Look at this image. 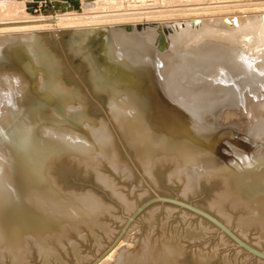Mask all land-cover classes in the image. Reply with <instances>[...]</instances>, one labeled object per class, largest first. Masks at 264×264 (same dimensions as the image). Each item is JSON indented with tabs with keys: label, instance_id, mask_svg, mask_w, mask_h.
I'll return each instance as SVG.
<instances>
[{
	"label": "bare ground",
	"instance_id": "6f19581e",
	"mask_svg": "<svg viewBox=\"0 0 264 264\" xmlns=\"http://www.w3.org/2000/svg\"><path fill=\"white\" fill-rule=\"evenodd\" d=\"M65 2L54 0L53 7L64 9ZM240 22L231 19L218 28H199L200 20L170 27L100 25L72 42V50L88 64L92 89L106 96L110 123L145 183L153 184L154 170L167 165L168 181L181 184L178 199H169L190 204L186 196L201 181H219V192L205 209L222 229L177 205L152 201L163 210L159 220L155 208L145 218L148 225L157 222L156 236L143 235L135 249L121 251L111 263L136 215L147 206L140 209L112 180L97 174L105 163L117 175L130 177L108 124L87 117L84 98L62 85L59 64L33 33L0 30V264H29L31 252L40 264H66L60 252L67 244L72 264H180L183 241L200 240L212 229L217 247L230 243L237 254L264 264L225 232L264 253V150L244 151L226 122L231 116L243 123L253 119L251 127L264 132V15L236 30L227 28ZM62 157L95 172L97 182L119 201L122 215H114L93 195L61 192L50 174ZM191 206L205 212L203 206ZM170 207L179 210L182 231L174 227L168 232ZM107 216L120 223L118 233L105 222ZM188 216H196L198 223L186 224ZM252 228L255 244L247 241ZM69 232L90 235V256L81 254ZM207 256L198 251L195 260L202 264ZM226 259L221 257V264H229Z\"/></svg>",
	"mask_w": 264,
	"mask_h": 264
},
{
	"label": "rangeland",
	"instance_id": "374dc122",
	"mask_svg": "<svg viewBox=\"0 0 264 264\" xmlns=\"http://www.w3.org/2000/svg\"><path fill=\"white\" fill-rule=\"evenodd\" d=\"M63 1H66V4L64 3L65 10L62 9L63 7L61 8L60 4L54 8V0H0V30L21 29L26 33H33L43 44L45 51L59 64V78L62 85L65 88L77 90L84 98L87 117L95 121L102 120L108 124L119 162L127 167L130 177L127 178L122 175H117L105 163L99 166V172L97 174L112 180L115 188L125 198L136 201L138 207L154 198L153 193L150 191L152 189L160 197H176L178 199L181 184L175 181H168L167 174L169 167L167 165L157 167L154 170L153 184L145 183L142 180L141 170L133 158L131 151L110 123L106 96L92 89L88 64L80 54L72 50V42L78 41V34L81 32L89 29H97L100 25L109 28L113 25L137 27V25L144 26L145 24V26H148L163 23V25L167 24V27H170L168 26L170 23L183 22L189 24L199 22L200 20L202 21V25L199 28L204 26L218 28L223 22L229 23L231 19H240L241 24L239 26L234 27L230 24L227 26L228 29L236 30L247 22L256 18L258 19L261 14L264 15V0ZM58 2L63 3L61 1ZM70 2L75 3L76 7H70ZM82 2H84L83 5ZM79 19L84 21L88 20L89 22L99 20L98 22L101 24L84 22V24L80 23L82 25H75V21L77 22ZM144 19L147 21L145 22ZM71 20L73 23L68 24ZM54 25L58 27L54 28ZM17 33L20 32L13 34ZM93 42L91 40V43ZM188 45H183L182 50L187 49ZM226 122L231 123L235 139L242 145L244 151L252 154L264 150V132L255 131L251 127L253 119L249 123H243L239 118L231 116L226 118ZM96 177L95 172L83 168L80 164L67 157H62L57 160L53 164L50 174V178L61 192L70 195H93L102 203L110 206L113 209L114 215L120 217L122 211L119 201L115 196L110 194V191L97 182ZM217 181H201L196 187V192L186 196V203H192L199 207L203 206L204 208L202 207V209L206 212L205 206L219 192V184ZM144 190L146 194L143 193ZM165 207L168 206L166 205ZM154 208L157 209L155 213L157 220L162 217L161 213L163 210L159 203L148 205L138 213L133 223H131V229L125 234L127 236L122 238L121 244L113 258L109 259L110 263L122 253L121 251L135 249L137 247L136 244L143 235L156 236L157 222L148 225L146 223L147 221H145L148 211ZM180 216L179 210L172 208V214L167 219L168 232L174 229V227L176 229L178 228V231H182L181 229L185 228ZM187 221L186 224L191 223L190 225L193 226L198 223L196 216H188ZM105 222L110 224L114 233H118L119 227L121 226L119 222L109 216L105 218ZM84 236V238H80L73 232H69L68 234L69 240L76 243L81 254H88L90 256L93 252L92 239L89 237V234ZM256 236V230L252 228L247 234V241L255 244ZM190 242L183 241L182 243L185 250L180 258V264H201L195 260V253L198 251L208 255L202 264H221V257L223 256L227 258L226 260L229 264H255L253 259L247 258L243 253L237 254L233 250V245L230 243L217 247V233L214 229L210 230L202 239ZM107 244L108 242L104 241L103 247H106ZM69 248L67 244L65 251L61 250L60 252L61 258L66 264L73 263L72 256L68 250ZM211 251H214L213 256L210 255ZM39 261L37 255L31 252L29 264H40ZM91 261H93V258H91ZM2 264L9 263L3 262ZM52 264L56 263L53 262Z\"/></svg>",
	"mask_w": 264,
	"mask_h": 264
},
{
	"label": "water",
	"instance_id": "95a60500",
	"mask_svg": "<svg viewBox=\"0 0 264 264\" xmlns=\"http://www.w3.org/2000/svg\"><path fill=\"white\" fill-rule=\"evenodd\" d=\"M152 201H161V202H165V203H170V204H174V205H177L179 206L180 208H183V209H187L193 213H195L196 215H199L201 216L202 218L206 219L207 221L211 222L212 224H214L215 226L219 227L222 229L223 225L218 222L216 219H214L212 216H210L209 214H207L206 212H203L195 207H192L191 204H183V203H180L178 201H176L175 199H169V198H161L157 195H154V198L150 199L149 201H147L146 203H144L140 209L142 207H145V206H148L149 203L151 204ZM225 232L232 238L236 241V243L241 246L244 250H246L247 252L251 253L253 256H257V257H260V258H263L264 259V253L262 252H259V251H256L254 249H252L251 247H249L248 245L242 243L241 241L235 239L228 231L225 230Z\"/></svg>",
	"mask_w": 264,
	"mask_h": 264
}]
</instances>
